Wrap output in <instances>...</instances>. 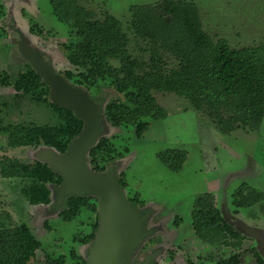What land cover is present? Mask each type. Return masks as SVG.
Masks as SVG:
<instances>
[{"label":"trees","instance_id":"trees-1","mask_svg":"<svg viewBox=\"0 0 264 264\" xmlns=\"http://www.w3.org/2000/svg\"><path fill=\"white\" fill-rule=\"evenodd\" d=\"M84 1L48 0L52 15L69 28L66 42L58 48L72 70L59 75L85 91L89 98L90 90L101 86L117 95L97 104L106 124L100 127V136L86 155L92 172L103 173L123 157L113 144L112 129L131 126L135 137L140 138L149 128L146 120L167 117L155 93L185 99L190 109L205 117L221 134L235 130L258 131L264 118V45L231 48L225 40L214 39L203 30L199 11L193 3L161 0L129 9L127 31L144 46L139 50L143 57H135L129 50L130 39L121 21L107 11L98 15L85 7ZM3 15L4 7L0 3V18ZM29 32L37 37L49 35L38 26L30 27ZM5 34L1 28L0 39ZM0 85L13 90V108L27 98L47 107L58 121L55 125L0 124V136L6 138L8 148L49 147L64 154L81 134L84 122L73 111L51 102L49 86L30 62L25 63L15 78L0 72ZM124 152L128 149L124 148ZM158 158L169 171L178 172L186 153L171 149ZM0 177L18 180L22 198L37 207L52 205V187L62 181L45 164L22 163L4 154L0 156ZM118 181L126 189L123 175ZM138 197L128 198L133 208L142 206ZM263 200L261 193L242 184L233 194L232 204L240 210ZM55 206L57 216L65 223L74 221L82 211L94 216L88 225V234L73 238V242L88 246L98 228L97 197H65L61 206L57 202ZM191 225L194 235L213 247H231L237 251L245 239L241 230L223 218L210 194L195 198ZM45 228L49 229L46 225ZM251 250L254 264H264V257ZM38 252L42 255L39 260ZM70 256L71 263L86 264L75 251ZM212 261L242 264L238 253L217 255ZM0 264H67V261L65 256L47 254L25 224L5 226L0 222Z\"/></svg>","mask_w":264,"mask_h":264},{"label":"rangeland","instance_id":"rangeland-1","mask_svg":"<svg viewBox=\"0 0 264 264\" xmlns=\"http://www.w3.org/2000/svg\"><path fill=\"white\" fill-rule=\"evenodd\" d=\"M159 1L85 0L84 6L98 15L107 11L120 20L130 39L131 54L139 57L142 56L139 50L144 46L127 31L129 9ZM184 1L197 7L203 30L210 37L225 40L234 49L264 45V0ZM0 3L4 7L0 29L7 32L0 39V72L15 78L24 69L26 61L20 53L22 39L27 47L38 51L55 74L72 70L58 48L66 42L69 28L52 15L48 0H0ZM32 26H38L49 35H32L29 32ZM112 91L105 86L101 89L95 87L90 90V98L87 96L97 105L116 98ZM13 94L11 88L0 85V124H57L56 117L47 107L27 98L13 108ZM154 96L166 111V118L146 120L149 128L140 138L135 137L131 126L112 129L113 144L123 154L112 170L117 180L123 175L127 184L126 189L122 188L126 200L138 195L142 202V206L134 208L143 219L138 247L144 239L146 243L150 240L152 244L161 243L146 252L145 260L138 264H144L153 254H157L152 260L156 264H169L171 256L179 264H215L212 259L217 255L237 253L241 255L242 264H254L251 249L264 257V200L240 210L232 201L233 194L242 184L264 196V118L256 132L235 130L221 134L205 117L190 109L185 99L169 93H155ZM124 148L128 149L126 154ZM171 149L186 153V160L178 172L169 171L158 158L159 154ZM37 150L10 149L6 138L0 136V156L4 154L22 163H30L38 161ZM20 186L16 179L0 177V222L5 226L8 223L25 224L47 254L65 256L67 264H71V251L86 262L88 246L82 247L73 242V238L88 234V225L94 216L82 211L74 221L65 223L57 216L54 187L52 205L37 207L22 198ZM203 194L213 197L216 208L228 223L243 233L248 230L258 236L245 233L237 251L201 242L192 230L191 210L195 198ZM228 242L232 241L229 239ZM37 256L38 260L42 257L39 252Z\"/></svg>","mask_w":264,"mask_h":264},{"label":"water","instance_id":"water-1","mask_svg":"<svg viewBox=\"0 0 264 264\" xmlns=\"http://www.w3.org/2000/svg\"><path fill=\"white\" fill-rule=\"evenodd\" d=\"M20 53L49 86L51 102L73 111L84 122L81 134L69 144L64 154H58L49 147H39L36 158L61 177V184L53 186L58 206L65 197L94 195L98 199V228L88 245L87 264H131L132 255L140 242L138 237L143 219L126 200L112 168L94 173L86 163L88 151L100 136V127L106 124L99 106L88 98L85 91L55 74L38 51L27 47L23 39ZM245 233L258 236L253 231L245 230ZM156 255L153 254L144 264L154 260Z\"/></svg>","mask_w":264,"mask_h":264},{"label":"flooded vegetation","instance_id":"flooded-vegetation-1","mask_svg":"<svg viewBox=\"0 0 264 264\" xmlns=\"http://www.w3.org/2000/svg\"><path fill=\"white\" fill-rule=\"evenodd\" d=\"M112 168L114 169V165H110L109 169ZM142 215V213H141ZM145 233V231L143 232ZM145 239L143 240V243L134 251L133 253V257L131 259V264H136V263H139V262H143L145 260V253L146 252H149L151 250H154L156 247H159L160 246V242L158 243H155V244H152V240H150L148 243L145 242ZM82 247H87V245H81ZM149 246H152L149 248ZM170 258V257H169ZM86 260V259H85ZM81 262L78 261V262H73L71 264H80ZM149 264H156L155 262L151 261ZM169 264H179V262L176 261L175 257H172L170 258V261H169Z\"/></svg>","mask_w":264,"mask_h":264}]
</instances>
